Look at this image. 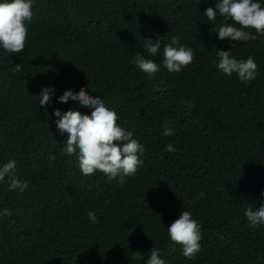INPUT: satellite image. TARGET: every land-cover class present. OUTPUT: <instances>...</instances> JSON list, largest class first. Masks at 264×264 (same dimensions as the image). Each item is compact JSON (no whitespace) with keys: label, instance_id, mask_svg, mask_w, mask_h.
<instances>
[{"label":"trees","instance_id":"trees-1","mask_svg":"<svg viewBox=\"0 0 264 264\" xmlns=\"http://www.w3.org/2000/svg\"><path fill=\"white\" fill-rule=\"evenodd\" d=\"M216 3L33 0L24 50L0 48V167L15 159L27 183L13 190L7 176L0 181V264H147L154 246L166 264H264V224L250 226L245 215L264 204V34L221 40L224 18L204 13ZM173 37L174 47L193 52L179 72L163 66ZM147 39L159 41L157 55ZM220 50L251 56L255 79L220 71ZM138 53L160 71L140 70ZM45 87L53 91L41 106ZM82 87L144 147L142 165L122 184L101 172L85 176L77 155L63 151L67 134L54 110L90 114L79 101L58 100ZM183 210L201 225L195 259L167 233Z\"/></svg>","mask_w":264,"mask_h":264},{"label":"clouds","instance_id":"clouds-1","mask_svg":"<svg viewBox=\"0 0 264 264\" xmlns=\"http://www.w3.org/2000/svg\"><path fill=\"white\" fill-rule=\"evenodd\" d=\"M32 6L33 0H0V48L4 51L15 54L24 50L29 34L27 22L33 15ZM204 13L208 21H215L217 14L224 18L216 31L221 40H254L256 36L249 31L253 29L256 33L264 34V4L260 0H217L215 8L208 7ZM229 20L233 23H228ZM177 43V38L173 37L171 43L163 48V66L169 72H179L193 60L192 49L174 47ZM159 49V41L153 43L152 39H147L146 50L151 56L157 55ZM217 56L218 62L213 63L224 74L230 76L236 73L240 81L245 83L255 79L257 64L251 56L246 60H237L228 50L218 51ZM134 62L150 76L160 71V66L154 60L139 53L134 57ZM20 70L21 66L17 64L14 71ZM52 91L48 87L42 89L39 97L41 106L50 102ZM69 99L79 101L81 107L90 110V114L71 109L63 113L59 109L54 110V115L59 117L56 121L58 131L67 134L63 151L68 156L77 155L79 168L85 176L101 172L109 180L118 179L119 183H124V177L134 175L142 165L140 155L144 152L143 145L133 138L131 131L125 130L118 123L119 116L100 97L89 94L83 87L75 93L66 90L58 97L63 103H67ZM163 134L169 136L172 130L166 128ZM167 150L174 151L173 146L168 144ZM16 167L15 159L4 163L0 167V181H4L7 176L10 189L24 190L27 183L17 178ZM3 214L10 213L5 209ZM245 215L250 226L264 224V204L255 210L246 209ZM88 216L93 222H98L95 213L90 211ZM167 233L174 245L181 246L184 257L195 259L201 250L203 236L201 225L193 219L190 211L183 210L179 218L168 226ZM150 251L147 264H166L158 248L154 246Z\"/></svg>","mask_w":264,"mask_h":264}]
</instances>
